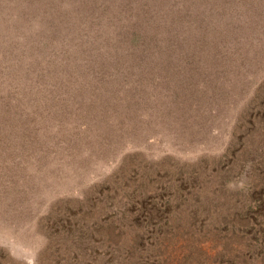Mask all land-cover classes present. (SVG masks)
Returning a JSON list of instances; mask_svg holds the SVG:
<instances>
[{"label":"rangeland","instance_id":"obj_1","mask_svg":"<svg viewBox=\"0 0 264 264\" xmlns=\"http://www.w3.org/2000/svg\"><path fill=\"white\" fill-rule=\"evenodd\" d=\"M165 1L195 4L169 33ZM11 27L22 76L51 56L40 96L0 86L26 92L0 103V264H264V0H0ZM105 40L92 84L69 61Z\"/></svg>","mask_w":264,"mask_h":264},{"label":"trees","instance_id":"obj_2","mask_svg":"<svg viewBox=\"0 0 264 264\" xmlns=\"http://www.w3.org/2000/svg\"><path fill=\"white\" fill-rule=\"evenodd\" d=\"M164 5L165 6H163V7H165V11L167 12V20H162L160 18L161 20H158V23L162 26V28H163V30H165V32H168L170 29L167 31L165 28L168 27V25L170 24L171 19L173 17V14L176 13L178 15L184 16V14L187 13L186 9L187 8L190 9V7L192 5H195V4L192 3V5L190 4L191 5L190 6V5H188V3H185V5H181V6L177 7V8H175V9H174L173 5L170 2L168 3V2L165 1ZM172 9H173V11H171ZM218 11H219V9H216L215 13H218ZM223 13H224V11H223ZM83 14L84 13H81L80 15H83ZM142 16H145V15H142ZM153 17H155V16H153ZM159 17H160V15H159ZM147 18L148 17H145V19H144L146 25H142L143 29L140 30L142 32H145L146 29L150 27L149 25H147V21H148V20H146ZM180 20H181V18H180ZM101 22H103V20L100 21V23ZM104 22H107V20H105ZM100 23H99V26H100L99 30L103 27ZM156 25L153 26L154 30H152L153 34L150 37V40H155L156 38H157V40L149 47H146L144 44H142L141 47H140L142 51L144 49H147V48L150 51V54H148V56L150 58L147 61L149 63H155L154 60L157 58L156 56H158V53L156 55L154 54L155 53V49L157 50V48H159V49L163 50V46L159 47V44H160V42L162 40L161 32L163 30L158 31L159 27L156 28ZM174 25H175V30H177L180 27V22L177 23V24H174ZM120 27L121 28H126L127 26L125 24L124 25L122 24V25H120ZM129 28H132V26L130 24H129ZM8 29H10V28H8ZM11 30L15 31L11 27V29L7 32V37L9 38V40L4 39L3 38V33L0 32V86L7 87V85H10L9 82H13V85H15V86H19V85H22L24 83L26 85L27 84H38V86H33L32 88H30L29 91L35 96H40V90L42 89V87L40 85L42 84V82L39 81L40 79L38 78V76L42 77V79H43L44 76L47 74L46 70L49 69V66L47 65V63L49 61H46V60H47L48 56H51V55L49 53L45 52V51H44V53H40V51H39V54H38V57H39V62L38 63H39V65H38V68H37L38 69L37 74L33 78L32 77H27L25 74H24V76H22V72H20V71H22V69H21L22 68L21 60H23L24 57L18 59V58H16V56H17L18 52L22 51L21 45L25 46V43L24 42L23 43H19L17 40L20 39L21 37L12 36ZM65 31H66V29H65ZM38 32H39V34H42V36L43 35L44 36H48L49 35V30H47L46 28H45L44 31L43 30L40 31V29H39ZM57 32L58 31L54 30L53 34H51V38H55L56 35L57 36L59 35V37H60V34H58ZM91 35L96 36L95 33H92ZM99 35L103 36L104 39L108 38V35H106V32H105V29H104V34L99 32ZM215 35L218 36L217 34H215ZM221 37L218 38V39H216L214 37V39H213V43L217 46V48H223L224 41L222 40ZM223 37L225 38V36H223ZM43 41H45V40H43ZM65 41H66L65 39H62V42H61L62 46H61V50L59 51V54L68 52L69 47H67V46H68L69 42L65 43ZM105 41L101 42L103 44H99L98 45L100 47L99 60H97V61L93 60L92 64H90L89 66H87V65H79V64L76 63L75 60H70L69 61L70 63L73 64L72 66L86 67L85 68V75H86L87 79L89 80V82H92V84L94 82H96L95 80L97 79L98 75L101 73V72H98V71H102L103 72V73H101V75H99V78L102 79V82L104 84H106L110 80V74L113 72V70L111 68V65L114 64L113 63V58L114 57L112 56V54L110 55V53H112L114 51V49L110 48L111 46H110V43L108 41H106L108 43H106ZM32 44H33V42H32ZM32 44H29V45L32 46ZM154 44L156 45L157 48L155 46H153ZM128 51H129L128 49H125V51H123L122 54L128 55V53H127ZM64 55L68 56V54H64ZM73 57L74 56H72L71 58H73ZM123 62L125 64H127L128 60L125 58V59H123ZM99 64H104V67L106 66L107 68L96 67ZM93 66H95V68L98 71L94 70ZM127 66H131L130 69L127 70L126 68H124L122 72H125V73L129 72L128 75H130V73H132L134 71H137L138 67H139L138 65H136L134 63H129V64H127ZM13 69H14V71H16L15 76H12L10 74ZM16 69H20V71H17ZM33 69H34L33 66L30 67V69L28 70L27 73H30V74L33 73ZM77 72L72 70V73L74 75H80V73H77ZM113 75H114V77L117 76L116 74H113ZM120 76H122V74H120ZM52 77H53L52 80L54 81L56 79V77L55 76H52ZM51 84H53V83H51ZM3 89H5V90H3ZM15 89H17V88L15 87ZM6 90H10L12 92L10 96L17 97V95L19 94V91H15L14 89H11V88H2L1 89V87H0V103H1V100L3 99V97L6 96L5 95ZM6 97H9V96H6ZM19 98H21L24 101H26V92H25V98L22 97V95H20ZM0 107H1V105H0Z\"/></svg>","mask_w":264,"mask_h":264}]
</instances>
